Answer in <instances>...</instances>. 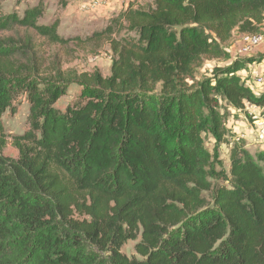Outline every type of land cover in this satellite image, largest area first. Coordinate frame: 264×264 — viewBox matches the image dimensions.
Listing matches in <instances>:
<instances>
[{
    "label": "trees",
    "instance_id": "1",
    "mask_svg": "<svg viewBox=\"0 0 264 264\" xmlns=\"http://www.w3.org/2000/svg\"><path fill=\"white\" fill-rule=\"evenodd\" d=\"M43 10L39 0L5 14L0 0V29L56 43L57 23L37 25ZM261 27L264 0L130 4L77 38L109 52L107 76L44 71L0 45V264H264V152L234 139L223 168L202 138L225 141L220 105L261 109L264 91L237 75L242 59L196 77L205 60L229 57L235 31ZM72 87L78 95L59 109ZM20 97L26 128L10 134L2 115ZM127 241L138 257L121 251Z\"/></svg>",
    "mask_w": 264,
    "mask_h": 264
},
{
    "label": "rangeland",
    "instance_id": "2",
    "mask_svg": "<svg viewBox=\"0 0 264 264\" xmlns=\"http://www.w3.org/2000/svg\"><path fill=\"white\" fill-rule=\"evenodd\" d=\"M44 8L43 15L38 19L37 25L50 26L57 23V36L59 41L50 43L46 37L40 35L32 28L10 25L0 29V45L13 46L22 50L26 61L31 57L37 58L42 63V70L49 71L52 66L60 64L62 68H72L81 71H98L103 76L110 72V54L104 48L97 52H91L84 45L77 43V38H84L95 30H100L108 20L124 10L128 5L134 8L145 6L147 0H111L107 4L105 0H41ZM39 0H2V11L5 14L15 13L22 16L27 7L34 6ZM121 2V3H120ZM111 3V5H109ZM246 33L235 31L226 49L229 57L226 59L205 60L202 67L197 70L196 77L201 79L209 77L216 66H225L234 59L246 60V67L237 72L240 78L247 81L253 93L264 91V27L258 32L250 33L261 36L262 41L256 47L246 44L243 36ZM78 95V88L72 87L57 102L56 106L63 110ZM15 103V112L6 110L2 115V122L6 131L10 134L22 133L26 128V116L28 105L24 97H20ZM263 111L264 108L236 109L220 105L223 121L229 131L225 141H216L211 134L203 133V146L210 152L212 158L216 157L223 168L228 164V152L234 139H242L246 142L249 151L253 154L264 152V141L261 143L252 128L251 115ZM255 111V112H254ZM4 156L16 158L17 151L8 145ZM264 171V160L258 161ZM139 240V239H138ZM137 240V241H138ZM137 241H127L121 251L127 256H136L134 245Z\"/></svg>",
    "mask_w": 264,
    "mask_h": 264
},
{
    "label": "built area",
    "instance_id": "3",
    "mask_svg": "<svg viewBox=\"0 0 264 264\" xmlns=\"http://www.w3.org/2000/svg\"><path fill=\"white\" fill-rule=\"evenodd\" d=\"M243 38L246 44L249 46L248 48L256 47L262 41L261 36L257 34L246 33ZM254 108L258 109L257 106H254ZM258 111L259 112H257V114L251 115V123L253 125L252 128L255 130L258 141L262 143L264 141V115L260 110Z\"/></svg>",
    "mask_w": 264,
    "mask_h": 264
},
{
    "label": "crops",
    "instance_id": "4",
    "mask_svg": "<svg viewBox=\"0 0 264 264\" xmlns=\"http://www.w3.org/2000/svg\"><path fill=\"white\" fill-rule=\"evenodd\" d=\"M105 1H106L105 4H107V3L110 2L111 0H105ZM120 1L123 2V0H120ZM147 1L150 2V0H147ZM121 2H120V3H121ZM109 5H111V3H110ZM257 108H259V107H257ZM244 109H248L249 111H251V110L254 109V105L245 104V108H244Z\"/></svg>",
    "mask_w": 264,
    "mask_h": 264
}]
</instances>
